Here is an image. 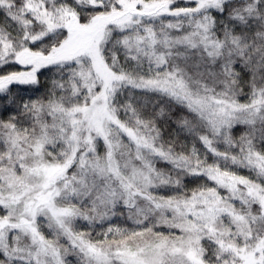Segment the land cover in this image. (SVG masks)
<instances>
[{
  "label": "snow or ice",
  "instance_id": "snow-or-ice-1",
  "mask_svg": "<svg viewBox=\"0 0 264 264\" xmlns=\"http://www.w3.org/2000/svg\"><path fill=\"white\" fill-rule=\"evenodd\" d=\"M0 264H264V0H0Z\"/></svg>",
  "mask_w": 264,
  "mask_h": 264
}]
</instances>
